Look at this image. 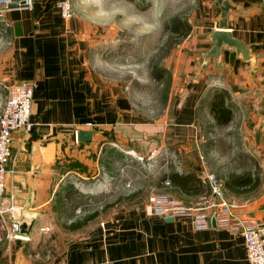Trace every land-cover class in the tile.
Wrapping results in <instances>:
<instances>
[{"label": "crops", "instance_id": "0c3cea01", "mask_svg": "<svg viewBox=\"0 0 264 264\" xmlns=\"http://www.w3.org/2000/svg\"><path fill=\"white\" fill-rule=\"evenodd\" d=\"M188 1L190 32L162 60L175 97L167 122L150 123L135 113L123 87L105 72L103 51L118 42L120 0H72L68 20L60 17L55 0H32L29 9L2 14L10 27L0 22V110L7 86L34 82L35 88L30 130L10 134V173L4 175L0 197L1 209L12 207L6 217L18 221L23 232L28 229L29 238L1 237L0 264H248L239 230L250 222L264 224L263 195L223 194L225 202L239 203L230 219L237 225L234 231L211 222L196 230L184 217L148 216L145 199L129 195L93 209L95 216L76 229L54 225L61 210L56 205L70 199L57 193L61 160L76 151L87 156L117 130L158 132L160 143L177 155V173L194 172L198 178L207 173L200 155L201 119L215 125L208 111L212 96L221 91L231 119L222 126L226 134L210 137L211 142L225 144L235 135L240 157L253 158L263 173L264 0ZM219 30L234 44L215 48L212 34ZM77 131H92L91 140L76 142ZM222 151H207L205 157L218 158ZM170 194L185 205L196 200ZM79 205H70L66 225L90 215H83Z\"/></svg>", "mask_w": 264, "mask_h": 264}, {"label": "rangeland", "instance_id": "374dc122", "mask_svg": "<svg viewBox=\"0 0 264 264\" xmlns=\"http://www.w3.org/2000/svg\"><path fill=\"white\" fill-rule=\"evenodd\" d=\"M188 4V0H120L118 42L106 46L103 51L105 72L123 87L135 113L150 123L159 119L167 122L172 114L171 105L175 97L170 91L169 73L162 67V60L179 41L163 31V24L174 16L186 20ZM153 67L165 71L160 80L150 76ZM199 112L200 116L205 115V111ZM224 133L222 127L207 124L201 119L200 155L204 156L201 160L203 166L209 167L207 173L218 180L224 196H264V171H257L260 169L255 168L253 158L240 157L241 147L236 136L225 144L224 141L211 142L210 137H222ZM216 148L223 150L218 158L205 157V153ZM169 153L170 148L160 143L158 132L117 130L104 144L89 149L87 156L76 151V155L70 154L61 160L57 193H70L66 203L73 207L83 205V215L131 194L144 199L154 192L166 191L169 194L161 183L162 175L174 169L167 156ZM246 173L257 179L255 190L249 191L248 186L234 192L224 187L230 177ZM66 205H56V210H61L60 217L54 219V225L62 229L70 218V205ZM83 218L76 217V220Z\"/></svg>", "mask_w": 264, "mask_h": 264}, {"label": "built area", "instance_id": "2783aa9c", "mask_svg": "<svg viewBox=\"0 0 264 264\" xmlns=\"http://www.w3.org/2000/svg\"><path fill=\"white\" fill-rule=\"evenodd\" d=\"M31 2L32 0H0V22L5 27H10L2 19V14L11 8L29 9ZM55 6L63 20H68L73 16L72 0H55ZM262 43L264 45V29ZM34 88V82H19L6 87V96L0 110V197L4 193V175L10 173L6 168L10 154V134L14 130L24 132L30 130L29 115ZM84 126L92 129L90 123ZM73 135L75 139L76 132ZM167 156L173 170L179 172L180 165L177 155L171 151ZM199 179L201 184L208 189V193L201 194L194 202L185 205L166 191L154 192L148 194L145 199L144 213L161 218L184 217L196 230L207 228L211 219L216 226H226L233 231L236 230V223L230 219L233 217L232 211L238 204H229L224 201L219 182L213 174L205 173ZM163 186L168 188V181H164ZM11 209V206L6 209L0 208V239L3 237L6 241L28 240V234L20 231L19 222L6 217ZM40 230L46 231L48 227H42ZM239 232L243 239L248 264H264V224L254 222L248 225L242 224ZM44 257L48 258V255L44 254Z\"/></svg>", "mask_w": 264, "mask_h": 264}, {"label": "trees", "instance_id": "16d2710c", "mask_svg": "<svg viewBox=\"0 0 264 264\" xmlns=\"http://www.w3.org/2000/svg\"><path fill=\"white\" fill-rule=\"evenodd\" d=\"M142 1V0H141ZM138 5V4H137ZM190 26L187 19L172 17L166 23L163 24V31L168 33L169 36H173V40L181 41L190 32ZM162 73L164 70L153 67L150 76L155 80H160L162 78ZM226 94L221 91L215 93L210 102L209 114L216 126H225L231 119V111L225 105ZM168 181L169 187L165 188L169 194H181L186 197H196V199L203 193H208V189L203 186L194 172L188 173H177L172 168L168 170L161 177V183ZM252 183V184H251ZM249 186V191H253L257 187V179L252 177L249 173L242 176L230 177L224 183V187L231 191L238 192L242 188H247ZM248 192V191H246ZM70 195V193H69ZM129 198L138 197L136 194H131ZM127 197V198H128ZM123 198V199H127ZM118 198L117 202L123 200ZM105 206L102 207V210ZM95 216V213L90 214L88 217L83 218L81 221L71 222L65 226L66 229L73 230L80 227L81 224L85 223L89 219Z\"/></svg>", "mask_w": 264, "mask_h": 264}, {"label": "water", "instance_id": "95a60500", "mask_svg": "<svg viewBox=\"0 0 264 264\" xmlns=\"http://www.w3.org/2000/svg\"><path fill=\"white\" fill-rule=\"evenodd\" d=\"M224 15H225V4L221 5V14H220V22L221 26L224 25ZM212 40L214 43V47L217 48L220 43H225L228 45L234 44V41L230 40L229 34L224 31H214L212 34ZM92 131H77L75 135V139L79 143H87L91 140ZM211 224H214L213 220L211 219ZM20 225V231L24 234H28V229L26 231H22V226ZM30 226H28L29 228Z\"/></svg>", "mask_w": 264, "mask_h": 264}]
</instances>
